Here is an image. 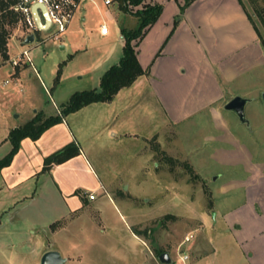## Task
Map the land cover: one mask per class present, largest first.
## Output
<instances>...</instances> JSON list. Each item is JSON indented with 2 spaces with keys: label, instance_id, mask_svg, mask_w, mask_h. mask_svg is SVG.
Instances as JSON below:
<instances>
[{
  "label": "rangeland",
  "instance_id": "1",
  "mask_svg": "<svg viewBox=\"0 0 264 264\" xmlns=\"http://www.w3.org/2000/svg\"><path fill=\"white\" fill-rule=\"evenodd\" d=\"M241 1L264 50V0L260 2L263 18L250 0ZM99 9L103 13L106 10L104 0H84L60 40H55V30L49 29L37 33L34 42L25 44L29 30L24 18L9 28V57L28 50L32 65L22 64L21 76L10 85L4 82L11 80L8 74L11 65L0 67V160L12 150L11 142L6 141L11 128L25 126L36 111L45 119L55 117L73 93L99 88L97 83L88 84V78L79 80L77 75L89 63V54L72 64V76L57 81L59 70H65L72 55L86 49L91 54L102 46L103 40L94 30L103 22ZM118 20L114 30L138 27L135 16L121 13ZM111 36L114 38L115 34ZM255 70L260 76L251 78ZM255 70L245 81L252 90H258L260 97L259 104H250L246 110L253 124L264 123V66ZM136 95L137 98L131 99L135 104L130 109L124 105L116 108L117 117L111 124H118L113 127L118 135L106 133L107 138L104 142L101 139L100 146L95 145L100 144L97 138L100 132L93 124L95 118L89 116L78 122L87 134L81 144L96 151L90 155L91 163L112 192L118 211L104 205L100 217L86 209L62 219L67 210L56 208V203L47 198L11 201L8 199L11 196L1 193L0 264H40L48 250L59 251L67 259L66 264H161L158 256L162 253H169L173 264H182L180 250L189 254L186 264H251L221 215L215 216L214 202L225 207L231 205L213 193L219 185L215 178L221 174L225 179L246 174L242 166L227 167L211 157L215 148L221 146L205 139L215 134L213 123L197 124L191 120L173 125L148 88ZM227 114L237 136L243 129L250 130L241 126L233 114ZM69 124L74 130L72 120ZM243 140L250 149L256 147L250 134ZM259 145L264 149V138ZM238 199L232 202L237 204ZM128 226L139 232L137 236L145 244L135 240ZM189 235L193 236L191 242L182 245Z\"/></svg>",
  "mask_w": 264,
  "mask_h": 264
},
{
  "label": "crops",
  "instance_id": "2",
  "mask_svg": "<svg viewBox=\"0 0 264 264\" xmlns=\"http://www.w3.org/2000/svg\"><path fill=\"white\" fill-rule=\"evenodd\" d=\"M189 1L143 0L140 4H134L137 7L131 10L127 8V0H114L111 6L104 4V13L99 9L103 14L100 25L107 24L109 34L102 35L100 26L96 27L94 30L103 40L102 46L92 55L88 49L72 55L62 71V81L72 76V64L80 56L89 54V63L77 75L80 76L79 80L88 78V84L97 83L99 88L91 90L99 91L104 74L112 66L118 65L124 55L123 28L114 30L119 21L118 14L137 17V13L149 6H162L158 20L146 29L143 38L133 42L139 62L148 74L130 88L121 90L111 103L92 104L67 116L61 123L45 131L37 141L24 139L12 164L0 172V194L11 196L8 198L11 201L47 198L50 203H56V208L67 210L62 219L86 209L100 217L104 213V205L118 211L112 192L105 187L91 163L90 155H95L96 151H91L92 146L85 148L81 144V139L87 134L84 126L78 122L89 116L95 118L94 128L100 132L97 136L100 144L95 145L100 146L103 144L101 139L104 142L107 138L106 133L114 137L118 135L113 129L118 124H111L113 118L117 117L116 108L124 105L130 109L134 103L131 99L137 98L136 92L148 88L171 124L180 125L191 120L197 124L211 121L216 132L205 139L221 143L211 157L227 167L242 166L246 177L231 176L225 179L221 174L215 178L219 185L213 193H218L224 203H231L225 207L222 203L214 202L215 216L221 215L251 264H264V149L258 146L264 138V123L250 122L249 127L240 123L250 130L243 129L237 136L227 113L233 114L236 120L238 117L230 111H223V106L236 96L251 99L246 110L250 104H259L258 90H252L245 81L253 70L264 66V50L240 0ZM82 21L85 22L84 17ZM113 33L114 38L111 36ZM8 61H1L0 67ZM12 71L13 68L9 73ZM22 72L21 66L15 69L14 80H18ZM253 76H260V73L255 70L251 78ZM38 113L36 111L35 116ZM57 113H60V109ZM69 120L73 121L74 130ZM102 126L104 130H101ZM248 134L256 142L253 150L243 140ZM71 143L77 145L79 155L54 165L49 171H43L45 159ZM90 193L95 194V199H89ZM235 198L240 199L237 204L232 202ZM128 229L137 242L145 244L131 227L128 226Z\"/></svg>",
  "mask_w": 264,
  "mask_h": 264
},
{
  "label": "trees",
  "instance_id": "3",
  "mask_svg": "<svg viewBox=\"0 0 264 264\" xmlns=\"http://www.w3.org/2000/svg\"><path fill=\"white\" fill-rule=\"evenodd\" d=\"M142 1L143 0H130L133 4H140ZM261 1L262 0H250V3L255 7L258 15L263 18L262 9H260ZM240 2L242 3L241 0ZM189 3L190 1L187 2V4ZM18 4L19 0H0V56L3 61L10 59L9 28L17 25L23 18L20 16L21 13L16 10ZM162 10V6H149L145 10L137 13L139 25L136 29H122V33L125 37L123 58L118 65L112 66L104 74L99 91L89 90L76 92L71 96L69 102L61 107L60 113L57 116L45 119L41 113H38L35 118L30 120L25 126L12 130L9 135L12 150L4 159L0 160V172L2 169L9 167L12 164L14 157L19 152L21 142L24 139L30 138L33 141H37L45 131L61 123L67 116L79 112L83 108L92 104L111 103L121 90L130 88L139 80V78L148 74L139 62L136 45H134L133 42L143 38L146 29L158 20ZM248 17L251 20L249 15ZM61 74L62 70L60 69L57 81L60 80ZM79 153L80 151L77 145L71 143L47 157L45 159L43 171H49L54 165L65 163L79 155ZM53 225H55V223ZM133 232L136 235H139L138 231L133 230Z\"/></svg>",
  "mask_w": 264,
  "mask_h": 264
},
{
  "label": "built area",
  "instance_id": "4",
  "mask_svg": "<svg viewBox=\"0 0 264 264\" xmlns=\"http://www.w3.org/2000/svg\"><path fill=\"white\" fill-rule=\"evenodd\" d=\"M83 1L84 0H19V4L17 5L16 10L22 14L25 25H27L28 27L29 31L26 35V38L32 34L36 37V34L41 32L31 9L32 4H41L46 7L49 18L51 20L50 29H54L56 32L54 39L60 40L63 34L67 32L76 12L80 10ZM113 1L114 0H104V4L106 6H111ZM127 6L131 10H134L137 7L136 5L131 3L130 0L127 1ZM39 13L41 15V11ZM100 33L105 36L108 35L109 26L105 23L100 25ZM8 62L12 66L14 71L22 64L32 65L30 52L28 50H24L19 54L11 57ZM14 71L9 73L11 80H6L4 82V85H9L11 84V81L14 80ZM88 197L89 199L93 200L95 199V194L90 193ZM192 239V235L186 236L182 245H187L191 242ZM179 255L181 263L186 264L189 260L188 252L185 250H180Z\"/></svg>",
  "mask_w": 264,
  "mask_h": 264
},
{
  "label": "water",
  "instance_id": "5",
  "mask_svg": "<svg viewBox=\"0 0 264 264\" xmlns=\"http://www.w3.org/2000/svg\"><path fill=\"white\" fill-rule=\"evenodd\" d=\"M32 12L36 19L37 25L41 31H48L51 26V20L49 18L47 9L44 5L41 4H32L31 6ZM41 11V15L40 12ZM44 20V23H43ZM35 41V35H29L26 40L25 44H29ZM251 102V99L244 98L241 96H236L232 98L226 105L225 110L234 113L240 122L243 125L250 126V121L246 115V106ZM158 260L161 264H173L174 261L169 253H162L158 256ZM67 259L62 256V254L57 250H48L46 251L42 257L40 264H66Z\"/></svg>",
  "mask_w": 264,
  "mask_h": 264
}]
</instances>
